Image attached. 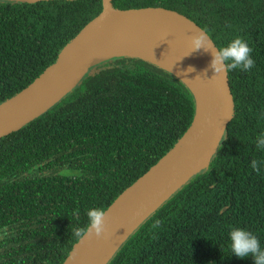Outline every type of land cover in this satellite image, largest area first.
<instances>
[{
  "label": "trees",
  "instance_id": "obj_1",
  "mask_svg": "<svg viewBox=\"0 0 264 264\" xmlns=\"http://www.w3.org/2000/svg\"><path fill=\"white\" fill-rule=\"evenodd\" d=\"M159 6L217 48L242 37L250 71L228 72L230 114L208 163L148 214L105 264H254L233 227L264 247V0H108ZM98 0H0V103L33 83L95 15ZM196 101L173 72L136 55L91 64L53 105L0 137V264H62L87 211L106 209L183 136ZM159 224L156 225V222Z\"/></svg>",
  "mask_w": 264,
  "mask_h": 264
},
{
  "label": "water",
  "instance_id": "obj_2",
  "mask_svg": "<svg viewBox=\"0 0 264 264\" xmlns=\"http://www.w3.org/2000/svg\"><path fill=\"white\" fill-rule=\"evenodd\" d=\"M142 28L170 33L191 50L200 63L202 94L191 90L196 101L195 113L183 136L105 209V235L99 239L94 235L80 238L62 264H105L148 214L208 163L228 120L231 105L228 74L215 75L210 66V52L192 51L191 40L198 31L205 32L210 44L217 48L206 30L168 8L144 6L114 10L108 0H98L95 15L70 40L55 62L21 92L0 103V137L53 105L75 85L91 65L89 60L97 50ZM71 82L74 83L67 88Z\"/></svg>",
  "mask_w": 264,
  "mask_h": 264
},
{
  "label": "clouds",
  "instance_id": "obj_3",
  "mask_svg": "<svg viewBox=\"0 0 264 264\" xmlns=\"http://www.w3.org/2000/svg\"><path fill=\"white\" fill-rule=\"evenodd\" d=\"M192 51L204 50L212 55L211 68L215 75L228 73L232 70L250 71L255 66V60L252 58L253 49L242 37H236L226 46L213 48L210 44L209 37L203 31H198L192 37ZM195 69L189 68L180 73L187 76V73ZM256 147L264 150V133L257 137ZM264 162L253 160L251 167L257 173L260 172L261 164ZM88 224L84 227L74 229V235L77 238L86 236H95L102 238L106 233V211L102 207H94L87 211ZM159 221L156 222L157 226ZM230 248L232 254L240 259L251 256L254 264H264V247L258 237L252 232L239 227H233L229 233Z\"/></svg>",
  "mask_w": 264,
  "mask_h": 264
},
{
  "label": "bare ground",
  "instance_id": "obj_4",
  "mask_svg": "<svg viewBox=\"0 0 264 264\" xmlns=\"http://www.w3.org/2000/svg\"><path fill=\"white\" fill-rule=\"evenodd\" d=\"M139 55L180 77L195 94H202L203 77L200 63L191 50L177 37L154 28H142L122 36L101 47L90 58L89 63L99 62L116 55ZM189 66L195 70L185 72ZM74 82L67 85L72 86Z\"/></svg>",
  "mask_w": 264,
  "mask_h": 264
}]
</instances>
